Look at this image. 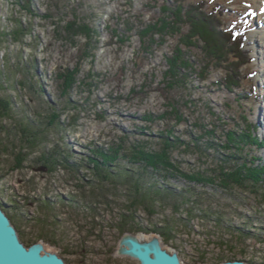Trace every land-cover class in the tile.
<instances>
[{
	"label": "rangeland",
	"instance_id": "rangeland-1",
	"mask_svg": "<svg viewBox=\"0 0 264 264\" xmlns=\"http://www.w3.org/2000/svg\"><path fill=\"white\" fill-rule=\"evenodd\" d=\"M189 1H205L207 11H223L226 26L249 37L247 48L254 59L245 49L250 61L241 72L248 77L235 90L222 83V69L200 77L199 69L206 68L197 48L184 54L196 70L182 67L180 84L171 79L169 57L178 36L163 45L158 39L151 53H145V25L174 0H0V98L12 104L10 115H0V141L9 144L7 150L0 148V203L19 229L42 237L68 264L136 263L114 255L123 225L133 233L151 234L153 228H165L167 219L165 247L179 250L185 264H214L222 256L264 264V169L255 166L264 167V140L258 136L264 133L255 129L264 96L258 85L262 81L257 82L264 75L259 56L264 40L255 38L264 24V0ZM81 21L90 25L93 37ZM29 120L35 121V131L42 130L38 140L26 130ZM232 131L236 139L231 144H241L250 171L257 173L256 189L222 186L217 163L228 172L227 160L234 157L218 146L230 143ZM172 133L187 143L199 137L202 152L193 144L187 152L175 149L172 170L160 169L159 175H169L168 188L178 193L193 189L189 196L199 200L197 205L170 195L151 213L142 202L131 203L141 193L130 183L100 181L92 161L95 146L109 150L130 134L125 145L150 138L151 149L157 150L161 135L171 138ZM246 134L263 144L251 147ZM207 142L216 149H205ZM53 158L57 165L51 168ZM121 160L126 166L140 164ZM237 161L230 163L237 168L231 177L242 169ZM201 172L209 184L195 179ZM142 179L150 185L149 176Z\"/></svg>",
	"mask_w": 264,
	"mask_h": 264
},
{
	"label": "trees",
	"instance_id": "trees-1",
	"mask_svg": "<svg viewBox=\"0 0 264 264\" xmlns=\"http://www.w3.org/2000/svg\"><path fill=\"white\" fill-rule=\"evenodd\" d=\"M166 5V6H165ZM205 1H189V0H174V3L171 4V6L167 3H165L162 6L163 12L157 19H155L153 22H151L148 25H145V30L143 31V35L146 36L144 39V36L142 37V45L144 46L145 53L150 54L151 51L155 46L158 45V39H162V42H160V45H163L168 38L172 37H179V41L176 44V50L174 51L173 56L169 59L171 60L170 64L172 66V70L169 73L170 77L176 78L177 84H180V79L177 78L178 74L182 71L181 68L189 69V70H196L194 67L192 61L190 58L184 56L186 53L185 50H193V49H200L201 52V58L205 59L201 60L202 63L205 64V68L201 66L200 72L198 71V74L202 79H205L208 77V72L210 69L217 70L222 69V71L225 72V76L223 77L222 83H226V87L229 90H235V88H238L241 86V81H243L246 77H248L246 74H243L241 71V67L244 66L247 62L250 61V58L246 54V50L243 46L244 44V31L240 28H228L225 24L224 20V14L223 11L219 12L220 10L216 11L215 7H212V11H207L205 9ZM85 22V23H84ZM84 23V24H83ZM83 25L84 32L86 31L87 35L89 34L91 37H93V32H89V24H86V21H81L80 25ZM81 25V26H82ZM21 29V27H19ZM187 29L184 31V29ZM19 29V30H20ZM130 30H132L129 27ZM98 30H94V36L98 34ZM127 40L129 38L127 37ZM199 42L202 43V47L199 44ZM202 50V51H201ZM207 61V63H206ZM204 70H206V73H204ZM64 75V74H63ZM65 81L67 82V75H64ZM182 80V79H181ZM184 80L185 77H184ZM1 86V82H0ZM71 87V85H70ZM69 88V87H68ZM72 88V87H71ZM70 89V88H69ZM41 91V89H38V92ZM68 91V90H67ZM70 102V99H68ZM11 101L8 98H0V108L1 112L0 115H10V106ZM55 109V108H54ZM53 109V110H54ZM59 115H56L58 117ZM165 115H162L160 117L164 118ZM152 118L151 116H147L146 119ZM1 122V120H0ZM35 121L29 120L28 126L26 127V130L30 132L31 135H33L34 140H38V138L42 135V130L40 132L35 131L36 125L34 124ZM65 126V125H64ZM41 127V126H40ZM0 128L4 129V125L0 123ZM8 128V127H7ZM25 130V128H24ZM213 130H207V134H213ZM171 132V130H170ZM235 132L232 131V133L228 134V140L230 143H226L227 150L223 146H218L223 151H227L233 155L234 158L230 157L228 158V166L229 170L227 172L226 168L223 169L217 163L219 166V174L222 178V186H230L233 187L235 185L240 186H249L252 185L255 187V189L258 186V176L257 173L254 171H250L251 168H249L247 161L248 157L244 155L243 149L241 147V144L234 145L231 144L235 141L236 136ZM40 135V136H39ZM239 135V134H238ZM128 137H123L122 141L119 143H114L111 146V149H104L103 147L95 146L92 150L93 154L99 157H102V159H99L98 157L92 158V161L94 163V169L96 170V174L100 177V181L104 182L107 181L106 179L114 180L118 184L125 185L127 182L130 183V185H133L132 187H135L136 193H141V199L136 198L135 201L132 200V204H136V202L139 203L142 202L148 210L152 213L153 210H155V207L160 203V201H164L169 198L170 195L173 197L178 196L180 198H183V202L189 204L192 202L193 204L199 202L193 201L191 196L189 194H193L191 188H183L180 193L175 191L174 189L168 188V177L166 173L160 174L159 172H162L160 169H164L165 171H168L169 167L173 165L170 162V159L172 157V154L174 153L175 149H184L185 152L189 151L190 149H193L191 147V144L194 145V148L197 149L198 152H202V147L200 146V139L196 138L197 140L192 141V143H187V141L178 138L175 133H172V137L170 138L168 135H161L162 140L159 141V144L157 145V150L151 149V141L150 138L147 140H134L129 145H125V141L128 140L129 135L126 134ZM238 137V136H237ZM247 140L246 143L250 144L251 147L254 146H261L262 144H259L258 139H260L258 136H255L253 138L252 135L246 134L244 136ZM243 142V138H241ZM231 145V146H230ZM9 144H4L0 141V148L7 150V147ZM205 149H210V147L216 149L215 143L207 142L204 146ZM230 150H229V149ZM238 151L240 152L239 155H237ZM224 155V153H223ZM19 161V165L21 164V160L23 159L21 156ZM129 158L130 160L140 162V164L134 163V166H126L122 164V160L120 159ZM91 159V158H90ZM89 159V160H90ZM237 159V164L239 161L242 164V169L240 167V171L237 175L231 177V173L234 169H237L234 167L231 162H234V160ZM91 161V160H90ZM225 161V160H224ZM49 167L53 168L57 163H55L54 158L49 161ZM48 163V162H47ZM81 164L78 165V167ZM138 166V167H137ZM256 168L258 169H264V167H260L257 164H255ZM75 166H70L69 168L72 170H76L78 168H74ZM234 167V168H233ZM168 168V169H167ZM177 170H179L176 167ZM172 169L170 168L169 171ZM216 171V170H215ZM243 173H240V172ZM237 172V171H236ZM202 173V172H201ZM200 173V174H201ZM149 176V186H145L143 184V177ZM199 175V174H198ZM4 172L0 168V180L3 178ZM159 176V178H157ZM205 174H201L198 177H195V179L198 181V179L204 184H209V179L207 180L205 177ZM262 177V176H261ZM161 180V181H160ZM212 181V179H211ZM263 182V181H262ZM127 183V184H128ZM230 183V184H229ZM160 184V185H159ZM250 187V186H249ZM104 188V186L102 187ZM131 188V187H130ZM144 188L143 192H141V189ZM133 189V188H132ZM134 189V190H135ZM135 194V192H133ZM135 196V195H134ZM2 204V203H1ZM4 205V204H2ZM5 206V205H4ZM48 207H50L47 204ZM176 208L178 206L175 205ZM191 209V208H190ZM7 210V209H6ZM8 211V210H7ZM9 213V212H8ZM191 214V213H190ZM11 218L13 221L15 220L14 215H11ZM126 216V215H125ZM128 219L127 216L124 220ZM170 220L167 219V225L165 228L169 227ZM124 223V222H123ZM122 227L123 231H126L127 226L123 225ZM126 228V229H125ZM165 228H153V230L158 231L162 234V236L170 237V232L168 229ZM125 229V230H124ZM140 230H147L143 227H138ZM23 241L30 245L37 240L41 239L34 237L33 235H27L22 229H19ZM236 257H220L219 261L225 260V259H233Z\"/></svg>",
	"mask_w": 264,
	"mask_h": 264
},
{
	"label": "water",
	"instance_id": "water-1",
	"mask_svg": "<svg viewBox=\"0 0 264 264\" xmlns=\"http://www.w3.org/2000/svg\"><path fill=\"white\" fill-rule=\"evenodd\" d=\"M116 257L135 260L132 264H185L179 250L165 247L163 236L156 231L151 234L122 233L114 251ZM0 264H68L55 249L48 248L44 240L27 245L20 230L5 206L0 203ZM214 264H258L241 258L225 259Z\"/></svg>",
	"mask_w": 264,
	"mask_h": 264
},
{
	"label": "bare ground",
	"instance_id": "bare-ground-1",
	"mask_svg": "<svg viewBox=\"0 0 264 264\" xmlns=\"http://www.w3.org/2000/svg\"><path fill=\"white\" fill-rule=\"evenodd\" d=\"M258 13H257V15H259ZM258 28H259L258 29V34H256V37L255 38H258V40H260V38H262L264 40V24L263 25L261 24V26H259ZM248 39H249V37H247V34H245V42H244L243 46H244L245 49H248L249 52H250V54H251L252 50L250 48H247V41H248ZM259 56H260L261 63L264 62V52L263 51L262 52L261 51L259 52ZM251 58L254 59V57L252 56V54H251ZM263 79H264V75H261L259 77V79L257 80L258 83L262 81L260 84H258L260 86V90L261 91H264V80ZM257 113H258V120L255 119L256 120L255 122L257 123L255 125V127H256L255 129H259V131L261 133H262V131L264 133V115H263V113H264V96H263V102L259 105L258 110H257ZM259 116H260V118H259ZM258 122L260 124H258ZM260 132H259V134H260ZM260 135H258V136L264 140L263 135L262 134H260Z\"/></svg>",
	"mask_w": 264,
	"mask_h": 264
}]
</instances>
